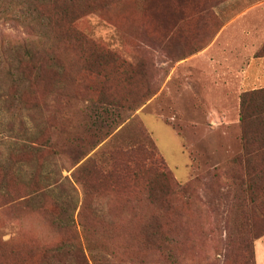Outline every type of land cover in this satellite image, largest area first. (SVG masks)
<instances>
[{"label": "rangeland", "instance_id": "rangeland-1", "mask_svg": "<svg viewBox=\"0 0 264 264\" xmlns=\"http://www.w3.org/2000/svg\"><path fill=\"white\" fill-rule=\"evenodd\" d=\"M185 1L76 0L69 5L72 10L94 5L92 13L80 14L75 22L79 32L139 66L128 74L130 84L124 76L112 74L113 92L131 106L152 95L113 141L128 146L144 133L146 149L163 158L174 182L189 186L170 198L174 213L158 210L160 223L172 224L169 248H144L134 240L132 225L140 215L150 217L155 209L166 207L164 201L147 198L151 191L166 192L165 183L152 170L141 173L136 182L129 177L116 184V176L99 182V169H111L112 150L109 144L99 146L90 155L99 152L93 157L95 166L92 163L84 175L93 198L85 201L89 209L83 222L94 230L91 241L105 244L102 253H95L101 264H256L255 242L264 237V174L251 180L253 173H247L240 160L244 144L252 149L264 144V130L250 129L247 139L241 130L225 131L213 115L216 110L222 114L214 83H221L228 73L182 61L205 48L237 14L253 6L264 11V0ZM204 6L208 14L200 12ZM9 13L0 14V62L22 58L15 43L27 41L35 53L37 80L29 97L28 89L14 86L6 68L0 69V163L19 160L22 179L16 193L24 196L18 206L0 208V264H81L68 251L43 260L42 256L44 248L70 238L69 227L53 222L52 215L60 210L56 206L70 209V217L77 207L74 218L79 225L84 196L73 179L77 167L69 169L78 146L89 149L96 140L90 131L89 94L82 84L85 63L80 59L91 57L92 50L86 44L54 47V60L52 52L39 53L53 46H43L37 33L19 22L14 7ZM175 24L177 37L168 41L165 34ZM26 97L34 101H24ZM261 159L264 152L251 159V166ZM34 190L48 197L39 206L32 201ZM42 203L47 212L37 208ZM119 209L127 210L118 214ZM84 254L87 264H95L89 252Z\"/></svg>", "mask_w": 264, "mask_h": 264}, {"label": "trees", "instance_id": "trees-1", "mask_svg": "<svg viewBox=\"0 0 264 264\" xmlns=\"http://www.w3.org/2000/svg\"><path fill=\"white\" fill-rule=\"evenodd\" d=\"M184 2L186 1L181 0V3L184 4ZM74 3H76V0H0V14H10L9 11L14 7V9L19 12V22H23L30 30L37 33L36 35L39 37L43 46L48 43L53 46L50 49L42 48L39 53L52 52L55 60L57 50L54 47L62 49L63 47H68V45L81 47L86 44L90 45L92 50L90 54L91 57H81L80 59L84 60L85 63L83 69H81L84 71L82 84L89 94L86 110L89 114L90 131L95 135L96 140L89 149H85L82 146L79 147L78 142H74L76 148L78 146V151L72 158L73 163L71 169H69L72 170L77 167L73 179L74 183L82 190L84 196V202L78 214L79 225H76L74 218L77 207L73 210L70 217V209L65 208L63 204L58 206L54 204V206L60 210L52 215L53 222L62 228L69 227L70 238L66 241L62 240L57 245L44 248L42 260L47 257L52 258L59 253L68 251V253H75L74 258L79 259L82 262L81 264H87L84 254L87 251L91 254L92 261H94L95 264H101L95 253H102L103 250L106 249L105 244L99 241H91L94 230L83 222L84 214L89 209L85 201L89 198H93L92 187L84 175L92 163L95 166V158L93 157L99 152L97 151L93 156L90 155L104 143L105 144L101 148L108 144L112 147L111 154L108 156L111 169L107 171L99 169L101 172L99 182L111 179L114 176H116V184H119L124 178L129 177L136 182L141 173L152 170L156 177L165 183L166 192L156 193L151 191L148 192L147 198L152 202L158 201L163 203L164 201L166 207L163 209L161 207L155 209L157 211H153L149 214L150 217L140 215L138 211L136 217L140 216L137 219V224L134 226L132 225V235L134 240H138L144 248L152 247L161 249V247H164L168 249L170 246L169 239L171 238L169 231L172 224H167L165 226L161 224V215L158 210L174 213L171 203L169 202L170 198L172 196H177L179 193L186 192L189 186L181 187L174 182L172 174L167 168L163 158L155 154L154 151L152 152L146 149L147 143L144 133L141 132L139 140L129 143L128 146L117 144L115 140L113 141L120 127L128 121L135 119L134 113H136L137 109L142 106L145 101L149 100L152 95L141 97V100L137 102L135 106H131L129 105L128 99H123L113 92V85L110 84L111 75L116 74L121 77L124 76V81L130 84L131 80L128 74L133 75L139 66L135 67L132 64H128L115 53L99 46L94 40L86 39L75 26V22L80 18V14L85 15L87 12L92 13L94 5L89 6L87 9L74 8L72 10L69 5ZM199 10L202 14L209 13L206 6L199 8ZM171 28L172 29L165 34L168 41L174 39L175 36L177 37L176 24ZM15 49L23 53V59L16 58L15 63L4 62L2 64V62H0V69L5 67L14 86H24L28 89L27 92L30 94L29 97H31L34 93L33 88L37 80L34 75L36 69L35 53L29 50L27 41L15 43ZM95 55L98 57L91 61L90 59ZM257 56L264 57V45L258 51ZM2 59L3 57L0 60ZM107 67H110L109 73L107 72ZM23 99L24 101H34L33 98L28 97ZM27 104L32 105L31 102H27ZM240 123L242 136L246 139L249 138L247 132H249L250 129L264 130V89L248 92L241 96ZM111 136H113L112 139L108 141ZM261 137L264 138V134ZM263 152L264 144L256 149H252L249 145L244 144V152L240 161L243 162L247 173H253L251 180L259 179L258 177L264 174V159L260 160L259 165L256 164L251 166V162H253L251 159L258 157L260 154H263ZM15 159H12L11 163H9L10 161L5 164L0 163L1 211L18 206L24 199V196L19 197L16 193L17 181H21L22 177L17 172L19 160L16 159V161ZM41 176L42 175H40V178ZM39 192L41 191L34 190L33 194L35 195L32 199L38 206L43 200L48 198L47 196L39 195ZM112 192L115 195V183ZM37 208H40L39 210L42 212H47L45 203H42V205ZM126 210L127 209H119L116 210V212L118 214H123ZM79 227L80 230L78 229ZM96 250H98V252H94Z\"/></svg>", "mask_w": 264, "mask_h": 264}, {"label": "crops", "instance_id": "crops-1", "mask_svg": "<svg viewBox=\"0 0 264 264\" xmlns=\"http://www.w3.org/2000/svg\"><path fill=\"white\" fill-rule=\"evenodd\" d=\"M261 5L260 8L264 9V3ZM258 20V26L254 27ZM263 45L264 11H258L253 6L226 22L205 48L182 61L228 73L221 83H214L218 88L215 95L222 100L219 104L222 114L216 110L213 115L225 131H236L238 134L241 130V96L264 89V57L257 56ZM255 259L256 264H264V237L255 242Z\"/></svg>", "mask_w": 264, "mask_h": 264}]
</instances>
